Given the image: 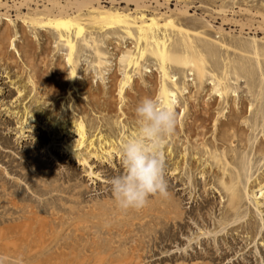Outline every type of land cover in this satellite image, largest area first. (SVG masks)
Returning a JSON list of instances; mask_svg holds the SVG:
<instances>
[{"label": "bare ground", "instance_id": "1", "mask_svg": "<svg viewBox=\"0 0 264 264\" xmlns=\"http://www.w3.org/2000/svg\"><path fill=\"white\" fill-rule=\"evenodd\" d=\"M253 3V0H0V66L4 63V70H10V65L16 69V78L22 77L16 88L19 99L15 103L19 106L32 91L30 109L35 105L38 110L45 105L58 106L57 113H51L52 108L42 117L50 120L54 137L74 135L76 139L68 145L67 152L83 167L89 166L90 159L108 161L113 154H120V144L136 128L135 108L143 98L152 97L174 108L177 126L165 146L167 173L180 182L182 172L190 174L188 180L194 190L199 180L203 181L204 191L217 190L218 196L226 200L215 229L246 234L253 241L259 227L257 221L249 218L245 226H233L241 219L240 208L245 200L251 201L256 213L264 214V171L248 175V160L243 155L249 149L264 167V139L250 144L249 136L259 127L264 133V6ZM196 4L198 8L192 7ZM9 23L14 24L13 29ZM92 29L104 35L107 31L120 32L132 45L123 52L115 50L117 55H123L118 60L123 64L122 78L112 72L107 90L99 95L97 91L96 94L88 91L91 86L85 77L88 75L79 63V54L87 48L85 39L92 35ZM243 36H250V41L243 40ZM258 36L260 39L256 40ZM215 37L218 43L212 41ZM111 41L105 38L107 46ZM8 51H12L10 55ZM94 51L100 56L98 48ZM149 56L155 59L156 65L152 67H156L157 74L147 77L144 74L152 72H147L150 67L143 62ZM179 73L185 74L182 81L175 76ZM79 76L85 81L83 87L89 99L92 101L93 94L96 95L94 105L90 103L91 110L99 115L105 131L111 132L113 125L123 124L122 127L129 126L126 135L117 141L104 138L99 132L95 140L92 135L85 137L80 115L86 108L77 100L74 106H69L71 97H64L71 90L78 94ZM188 76L192 77L190 82L185 80ZM238 83L246 85L245 97L241 94L244 91H237ZM22 91L24 94L20 96ZM28 107L23 108L20 119L24 124H40L41 117L27 111ZM8 113L17 116L19 111ZM108 114L111 121L106 118ZM93 121H85L87 127H93ZM24 129L20 128V133ZM168 196H171L169 203ZM168 196L161 197L158 211L161 244L182 230L185 216L182 200L172 192ZM208 203L206 200L205 204ZM165 246L161 254L166 253ZM167 260L163 255L161 262L166 264ZM207 263L203 255L194 254L179 258L175 264Z\"/></svg>", "mask_w": 264, "mask_h": 264}, {"label": "rangeland", "instance_id": "2", "mask_svg": "<svg viewBox=\"0 0 264 264\" xmlns=\"http://www.w3.org/2000/svg\"><path fill=\"white\" fill-rule=\"evenodd\" d=\"M253 1L251 5L264 6V0ZM192 7L198 8L199 4ZM199 11L204 12L201 9ZM9 27L13 29L14 24L9 23ZM96 31L92 29V35L86 37L87 48L81 50L79 63L81 70H85L88 75L85 76L91 85L88 86V91L92 90L95 94L98 92L99 95L107 90L108 77L112 72H117L119 79L122 78L123 64L118 60H122L123 55H117L116 51L123 52L132 45L129 46L130 41L120 32L113 34L107 31L104 35L105 33ZM106 37L112 40L108 46L105 43ZM250 38L242 37L245 41H250ZM259 39L260 36L256 38ZM212 41L215 43L216 37L215 41ZM114 46H117V49H114ZM95 48L100 50V56L94 51ZM9 52L6 54L10 55ZM155 63L152 56L143 62L144 66L150 67L147 72H152L145 73L144 76L157 74L156 67H152ZM5 66L4 63L0 66V264H163V255L168 259L166 264H175L179 262V258L194 254L203 255L204 263L208 262L207 264H264V214L256 213L250 200L243 202L240 208L241 219L233 226H245L249 218L257 221L259 227L253 241H250L246 234L237 235L236 232L227 233V229H215L226 200L218 196L217 190L207 191L205 188L204 191L202 180H199L198 187L194 190L188 180L190 174L185 175L182 172L179 176L181 182L174 181L167 173V168L165 178L168 192L182 200L181 207L185 216L182 220V230H177L174 238H168L166 246L161 244L158 213L161 196L150 197L147 205L140 210L125 211L117 207L111 192L110 179L122 174L124 170L121 155L113 154L108 161L90 159V167L78 164L67 152L68 145H72L76 139L74 135L60 134L54 137L50 120H44L45 117H42L44 112L52 108L50 112L57 113L58 106L52 105L50 108L45 105L47 108L44 106L38 110L35 105L36 110L35 106L30 109L29 100L34 91L24 99L21 106L18 102L15 103V100L19 99L16 95L17 82L22 77L17 79L16 69L9 65L10 70H4ZM184 75L179 73L175 76L182 81ZM77 78V87L80 89L78 94L72 93L71 90L69 95L64 97H71L69 106H74V101L77 100L84 109L86 108L80 115L83 125L85 124V137L92 135V140H95L99 132L104 138L117 141L124 133L126 135V128L129 126L122 127L123 124L113 125L111 132L105 131L102 127L103 121L95 110H91L90 103L94 105L95 94L91 93V101L83 87L84 79L80 76ZM187 79L190 82L192 77L188 76L185 80ZM239 85L237 87L240 89L237 91H244L241 94L245 97L246 85ZM21 93L20 96L24 94L23 91ZM24 107H28L27 111L33 114L36 112L41 117V123L24 124L23 119H20ZM9 111L19 113L17 116H11ZM107 116L110 120L111 116ZM90 119L94 120L91 128L87 127L85 122ZM120 120H123V117ZM41 124H45V127ZM20 128H25L22 133ZM261 133L259 127L252 136L249 135L250 144H255L260 138L264 139V133ZM243 155L248 160V175L256 176L264 171V167H261L262 161L253 157L249 149L245 150ZM168 197L169 203L171 196ZM206 200L208 205L205 204ZM203 233L204 235L198 236ZM5 242L8 243L4 244ZM164 246L166 253L161 254ZM4 253L6 255H3Z\"/></svg>", "mask_w": 264, "mask_h": 264}, {"label": "clouds", "instance_id": "3", "mask_svg": "<svg viewBox=\"0 0 264 264\" xmlns=\"http://www.w3.org/2000/svg\"><path fill=\"white\" fill-rule=\"evenodd\" d=\"M136 128L120 144L123 172L110 179L117 207L140 210L150 197H167L165 146L175 132L174 108L152 97L143 98L135 108Z\"/></svg>", "mask_w": 264, "mask_h": 264}]
</instances>
